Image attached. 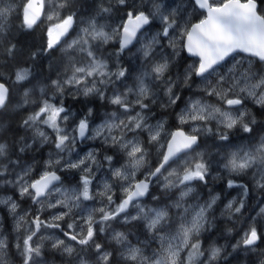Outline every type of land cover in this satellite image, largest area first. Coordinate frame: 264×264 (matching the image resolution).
Wrapping results in <instances>:
<instances>
[{
	"label": "clouds",
	"instance_id": "1",
	"mask_svg": "<svg viewBox=\"0 0 264 264\" xmlns=\"http://www.w3.org/2000/svg\"><path fill=\"white\" fill-rule=\"evenodd\" d=\"M27 2L0 0V8L11 4L0 19V264H264V239L244 243L253 227L264 236V58L237 50L193 75L191 60L166 40L145 57L140 49L160 25L155 6L165 16L175 11L179 32L189 0H44L31 28ZM257 10L264 15L260 0ZM129 12H143L149 25L121 50ZM69 16L71 26L49 48L48 28ZM157 64L166 68L157 73ZM45 103L63 109L59 131L35 118ZM177 128L196 139L171 154ZM197 163L205 178L184 180ZM53 170L60 178L43 197L22 193V178ZM82 175L95 191L65 205ZM137 183L142 194L128 200ZM33 213L42 218L39 231Z\"/></svg>",
	"mask_w": 264,
	"mask_h": 264
},
{
	"label": "snow or ice",
	"instance_id": "2",
	"mask_svg": "<svg viewBox=\"0 0 264 264\" xmlns=\"http://www.w3.org/2000/svg\"><path fill=\"white\" fill-rule=\"evenodd\" d=\"M264 4V0H260ZM192 11L187 14V19L184 21L182 30L177 32V28L180 25H174L171 23V19L175 16V11L165 16L160 11V6L157 4V14L160 16V25H158V31L149 41L145 42L141 51L145 57L149 56L155 49L156 45L166 40L169 48L173 50V54H182L186 60H191L189 69L193 75L203 74L213 65L218 64L226 56L234 51H243L255 56L264 58V15L258 13L257 0H189ZM46 9L44 0H28L23 9L24 25L31 28L37 23L44 15ZM11 12V4L0 8V19L5 18ZM72 17H66L62 21L56 24H52L48 28V47L60 40L61 36L71 26ZM155 21H153V24ZM145 25H149V19L143 12L137 14L129 12L127 19L122 25V31L120 36V49L125 50L129 45L133 44V41H138V33ZM166 25V26H165ZM171 29V30H170ZM134 46V45H133ZM178 49V52H177ZM105 66L103 64H97L94 71L104 74ZM166 68V64L154 65L153 70L157 73L162 72ZM92 73L89 72V75ZM121 76L124 72L119 73ZM148 76V72L145 71L138 77L139 90L141 93L147 89L144 86V78ZM17 78L22 79L23 74L17 73ZM4 88L0 84V100L4 97ZM264 103V97H261L258 101ZM113 103H119V97H117ZM239 100H228V104H238ZM193 110L197 105L193 104ZM207 105H200V110L207 109ZM63 112L62 108H58L55 105L49 106L45 103L40 107L39 111L35 113L37 120H45L50 128L58 127V118ZM183 123V119L181 121ZM230 126V125H229ZM81 129L86 127L84 121H81ZM196 129H193L195 131ZM248 130V129H246ZM83 135V131L80 133ZM60 136L56 137L57 147L62 143ZM196 137L189 135L183 128H177L172 133L169 140V150L171 154H175L191 146L195 142ZM59 163V161H57ZM82 165L83 161L80 162ZM233 167L236 166L235 156L232 161ZM240 167H244L241 163ZM73 167L77 165L73 164ZM87 170V165H84ZM205 166L202 163H197L192 170H188L183 177L184 180L192 179H204V172L201 171ZM60 177L56 174V171H43L38 175L22 178L27 186L22 187V193L31 191L33 193V199H39L44 196L49 185ZM81 186L77 189H72L64 193L62 202L67 206H73L74 201H79L81 197L83 199H90V191H95V185L92 184L91 189L89 187L90 180L87 175L79 177ZM231 183V182H230ZM146 187V186H145ZM108 188V185H105ZM136 191H128V200H131L137 194H142L143 189L141 185L137 183L135 185ZM111 199V196L108 197ZM2 202V201H0ZM121 204L127 203V201H120ZM63 211L62 209H57ZM103 211V210H101ZM203 210L201 209V212ZM201 212H198L194 216V222H199L202 219ZM63 217H59L62 219ZM104 218H110L108 213H104ZM21 220L23 217L20 218ZM41 217L32 214L31 223L39 231L41 226ZM53 219H56L55 217ZM89 219H91L89 217ZM47 222V221H45ZM69 238L73 241L78 240V237L68 234ZM93 236V230L89 228L88 239ZM258 238L264 239V236L258 237V232L255 227L250 232L245 234L244 243L251 245ZM81 243H87V239L80 241ZM29 250L31 246L29 245Z\"/></svg>",
	"mask_w": 264,
	"mask_h": 264
}]
</instances>
